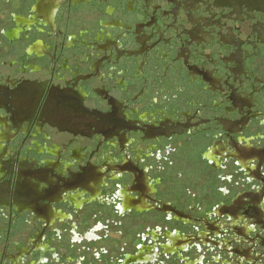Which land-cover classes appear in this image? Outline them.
I'll use <instances>...</instances> for the list:
<instances>
[{"label": "flooded vegetation", "instance_id": "flooded-vegetation-1", "mask_svg": "<svg viewBox=\"0 0 264 264\" xmlns=\"http://www.w3.org/2000/svg\"><path fill=\"white\" fill-rule=\"evenodd\" d=\"M0 264H264V0H0Z\"/></svg>", "mask_w": 264, "mask_h": 264}]
</instances>
